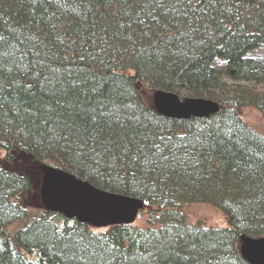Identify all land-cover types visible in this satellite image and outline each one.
<instances>
[{"label": "trees", "instance_id": "1", "mask_svg": "<svg viewBox=\"0 0 264 264\" xmlns=\"http://www.w3.org/2000/svg\"><path fill=\"white\" fill-rule=\"evenodd\" d=\"M260 47L264 0H0V264H248L240 237L264 238V137L240 111L264 121ZM143 90L221 110L164 118ZM16 153L142 200L139 224L31 214L19 196L39 182L10 169ZM200 205L226 225L192 224Z\"/></svg>", "mask_w": 264, "mask_h": 264}, {"label": "water", "instance_id": "2", "mask_svg": "<svg viewBox=\"0 0 264 264\" xmlns=\"http://www.w3.org/2000/svg\"><path fill=\"white\" fill-rule=\"evenodd\" d=\"M154 111L168 119H206L218 114L221 106L206 99L180 100L175 94L156 91L152 96ZM40 173L39 196L45 211L60 214L91 228L133 225L144 202L101 191L86 181L48 165L36 168ZM241 257L248 264H264V238L240 237Z\"/></svg>", "mask_w": 264, "mask_h": 264}, {"label": "rangeland", "instance_id": "3", "mask_svg": "<svg viewBox=\"0 0 264 264\" xmlns=\"http://www.w3.org/2000/svg\"><path fill=\"white\" fill-rule=\"evenodd\" d=\"M248 56L253 59L264 61V47H260L253 50L248 54ZM214 65L216 67H221L223 63L219 61H215ZM141 96L145 104L153 107L152 91L143 90ZM240 118L245 123H247L252 129L257 131L258 134L264 137V121L258 111H256L253 108H243L240 111ZM8 166L10 167V169L15 170L17 172L21 168L23 172L30 175L33 183L35 184L36 182L40 183L41 176L40 173L36 171L37 167L35 168L34 166H31L26 157L19 156V154L17 153L13 154V157L11 158ZM39 190H40V186L39 184H37L36 186H34L33 191L25 190L20 193L19 199L21 206L27 211H29L31 214H35L37 211L40 210V208H42L40 196H39ZM189 215L192 216L190 220L192 224L200 225L204 228H211V227L223 228L226 225L223 215L219 211L206 205L193 207L189 211ZM141 222L142 221H140V223Z\"/></svg>", "mask_w": 264, "mask_h": 264}]
</instances>
